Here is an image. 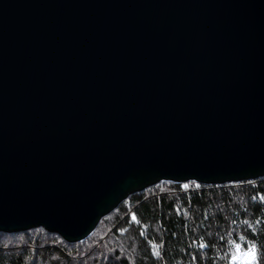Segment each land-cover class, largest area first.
<instances>
[{
	"label": "water",
	"instance_id": "obj_1",
	"mask_svg": "<svg viewBox=\"0 0 264 264\" xmlns=\"http://www.w3.org/2000/svg\"><path fill=\"white\" fill-rule=\"evenodd\" d=\"M263 177L264 0H0V233Z\"/></svg>",
	"mask_w": 264,
	"mask_h": 264
},
{
	"label": "trees",
	"instance_id": "obj_2",
	"mask_svg": "<svg viewBox=\"0 0 264 264\" xmlns=\"http://www.w3.org/2000/svg\"><path fill=\"white\" fill-rule=\"evenodd\" d=\"M107 217L73 244L43 228L0 233V264H230L237 244L254 246L256 264H264V177L212 186L162 182Z\"/></svg>",
	"mask_w": 264,
	"mask_h": 264
},
{
	"label": "rangeland",
	"instance_id": "obj_3",
	"mask_svg": "<svg viewBox=\"0 0 264 264\" xmlns=\"http://www.w3.org/2000/svg\"><path fill=\"white\" fill-rule=\"evenodd\" d=\"M104 218H102V219H104ZM107 221L111 222V219L109 217H107ZM8 235H10V234H8ZM250 249H252V250L250 251ZM232 256L235 257V259H233V257H232L230 264H256L255 253H254L253 248H247V249L239 248V251H237V249L235 248V252L233 253Z\"/></svg>",
	"mask_w": 264,
	"mask_h": 264
},
{
	"label": "snow or ice",
	"instance_id": "obj_4",
	"mask_svg": "<svg viewBox=\"0 0 264 264\" xmlns=\"http://www.w3.org/2000/svg\"><path fill=\"white\" fill-rule=\"evenodd\" d=\"M185 188H187V185H185ZM204 245H201V247H203ZM236 249H237V251H239V248H240V246L237 244L236 246ZM253 248H254V246H253ZM252 249H250V251H251ZM233 259H235V257H233Z\"/></svg>",
	"mask_w": 264,
	"mask_h": 264
},
{
	"label": "bare ground",
	"instance_id": "obj_5",
	"mask_svg": "<svg viewBox=\"0 0 264 264\" xmlns=\"http://www.w3.org/2000/svg\"><path fill=\"white\" fill-rule=\"evenodd\" d=\"M130 196H131V195H129V196H128L125 200H123L121 203H123L124 201H126ZM118 207H119V206H118ZM118 207H117V208H118ZM117 208H116V209H117ZM116 209H114L113 211H115ZM113 211H112V212H113ZM112 212H111V213H112ZM111 213H110V214H111ZM110 214H109V215H110ZM40 228H42V227H40ZM35 229H36V228H35ZM44 230H45V229H44ZM45 231H46V230H45ZM47 232H48V231H47ZM49 233H50V232H49ZM53 234H55V233H53ZM60 237H61V236H60ZM62 239H63V238H62Z\"/></svg>",
	"mask_w": 264,
	"mask_h": 264
}]
</instances>
